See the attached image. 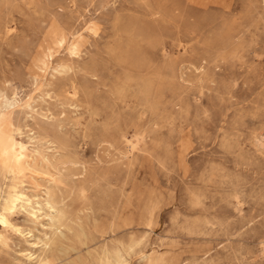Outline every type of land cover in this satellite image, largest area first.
<instances>
[{
	"label": "rangeland",
	"instance_id": "374dc122",
	"mask_svg": "<svg viewBox=\"0 0 264 264\" xmlns=\"http://www.w3.org/2000/svg\"><path fill=\"white\" fill-rule=\"evenodd\" d=\"M4 94L0 210L18 150L69 218L0 264H264V0H0Z\"/></svg>",
	"mask_w": 264,
	"mask_h": 264
},
{
	"label": "bare ground",
	"instance_id": "6f19581e",
	"mask_svg": "<svg viewBox=\"0 0 264 264\" xmlns=\"http://www.w3.org/2000/svg\"><path fill=\"white\" fill-rule=\"evenodd\" d=\"M50 74H52V73H50ZM71 91H72V89H71ZM14 100H15V98H14ZM10 104H11V100L9 99V97L7 95L4 94V96L0 100V108L1 107L2 108H9ZM29 106H31V105H29ZM0 111H1V109H0ZM19 132H21V131H19ZM182 153H184V152H182ZM23 158H24V153L22 151L13 150V159H14L15 164H14V167L10 170L11 177H10L9 183L7 184L6 195L4 196L3 201L1 202L0 242H3V243L5 242V231H7L8 229H10L11 231H13L15 233H19V234L24 235V230L22 229V227L18 223H16L15 221H13L11 217L18 216L20 214H24L27 219H29L33 222H38L40 219V216L43 214V211L45 210L44 215L49 216V224L53 227V236H51V237L48 236L46 238L45 245L55 243L56 240L60 237V235L63 234V232H64L63 227L64 228L68 227V218L69 217L67 216L65 209L60 205L61 200L56 201L52 198V194L50 193V189L47 188L45 190V194H44L45 196L44 197H40L38 194H29L26 191L25 179H24L23 174H22ZM108 174H110V173H108ZM59 176H60V174H59ZM124 260H125V256L123 254V249L121 248V246L115 245V247L112 250H107L106 247L104 248L103 253L101 254V256L98 260V264H115V263L122 264L124 262Z\"/></svg>",
	"mask_w": 264,
	"mask_h": 264
}]
</instances>
